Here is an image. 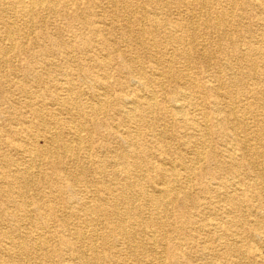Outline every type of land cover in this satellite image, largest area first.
Instances as JSON below:
<instances>
[{"label":"bare ground","instance_id":"1","mask_svg":"<svg viewBox=\"0 0 264 264\" xmlns=\"http://www.w3.org/2000/svg\"><path fill=\"white\" fill-rule=\"evenodd\" d=\"M263 209L264 0H0V264H264Z\"/></svg>","mask_w":264,"mask_h":264},{"label":"rangeland","instance_id":"2","mask_svg":"<svg viewBox=\"0 0 264 264\" xmlns=\"http://www.w3.org/2000/svg\"><path fill=\"white\" fill-rule=\"evenodd\" d=\"M175 13V11L173 10V14ZM55 22L54 23H52L53 25H52V28H54V26L55 27H59V28H63V30H64V28H65V21H64V19H62V18H60L59 16H56L55 15V19H53ZM255 34H257L256 32H255ZM63 37L64 38H66V39H69L68 38V34L65 32H63ZM209 36V35H208ZM24 63H23V60H22V57H19V58H17V59H12V61H11V63H10V61H9V66L10 65H12L13 67H19L20 65L22 66ZM199 67H207L208 66V64L207 63H202V64H199L198 65ZM10 73V72H9ZM10 92H11V90H10ZM11 94H13V95H15L16 93H12L11 92ZM168 95V92L166 93V96ZM17 97H19V96H17ZM219 148V147H218ZM179 209L181 210V206L180 205H174L173 206V209H172V211H174L175 213H177L178 211H179ZM178 210V211H177ZM263 211H264V209H263Z\"/></svg>","mask_w":264,"mask_h":264}]
</instances>
